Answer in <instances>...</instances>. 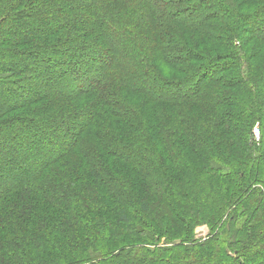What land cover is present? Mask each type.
I'll use <instances>...</instances> for the list:
<instances>
[{"label":"trees","instance_id":"obj_1","mask_svg":"<svg viewBox=\"0 0 264 264\" xmlns=\"http://www.w3.org/2000/svg\"><path fill=\"white\" fill-rule=\"evenodd\" d=\"M254 19L264 26V0H0V57L12 46L21 63L35 65L15 70L2 60L0 79L31 75L42 87L15 94L14 104L1 100L0 117L26 113L2 117L0 135L19 140L27 132L14 131L27 124L47 145L59 144L46 156L42 140L0 149V259L7 247L32 255L39 246L29 264H264V248L261 261L249 259L264 243V148L255 155L264 135V33L253 28L251 42L244 37ZM24 20L44 30L6 33ZM94 45L106 61L88 60ZM68 46L79 55L59 53ZM59 55L72 58L71 69L37 70L59 68L50 61ZM211 65L221 71L209 76ZM16 79L6 82L10 94ZM137 131L155 151L163 147V161L128 150L126 137ZM234 138L249 163L213 155L209 170L208 156L194 161L193 144L204 143L210 155L233 152ZM21 152L41 156L27 174L16 162ZM228 204L239 213L225 223L243 214L247 225L223 224L214 242L195 241V229L207 225L212 233Z\"/></svg>","mask_w":264,"mask_h":264},{"label":"rangeland","instance_id":"obj_2","mask_svg":"<svg viewBox=\"0 0 264 264\" xmlns=\"http://www.w3.org/2000/svg\"><path fill=\"white\" fill-rule=\"evenodd\" d=\"M243 8V11H246L247 10V8L246 9H244V7H242ZM250 10L251 9H249V10H247L248 12H250ZM244 13H246V12H244ZM80 14V13H79ZM78 16V15H77ZM264 26H263V24H261V22H260V20L259 19H254V25H246L244 28L246 29L245 31L246 32H248V33H246L245 34V38H246V40L248 39V40H250V42H251V35H250V31L253 29V28H257L258 29V31L260 32V34L261 33H264L263 32V30H264V28H263ZM44 30L43 28H41V25L38 23L37 25H35V24H32V22L31 21H29V20H24L23 22H22V24H20L18 27H14L13 25H11V24H9L8 25V27H7V34L8 35H11V34H13V33H16L15 31H17L19 34H23V32L25 31V30H29V31H33V32H36L37 30ZM182 29L180 30V32H179V34L180 33H182ZM184 32V31H183ZM182 34H185V33H182ZM180 37H181V35H179ZM137 38H139V36L137 37ZM182 39V38H181ZM213 44H217V42H214ZM9 53H5V54H3L2 55V57H0V62L3 60L4 61V63H5V65H7V64H9V66H11L12 68H14L15 69V67L16 68H18V69H20V68H22V67H24L25 66V68L26 69H32V70H34L35 69V65L34 64H28V63H21L19 60H18V57H17V55H14L15 53L13 52V50H15V49H13V47L12 46H10L9 47ZM181 50V49H180ZM75 51H77L76 49H75V47H67L66 48V50L65 51H62V52H60L59 51V53H68L69 55L70 54H73L74 56H77V55H79V53H77V52H75ZM184 52V50L182 49L181 50V53H183ZM96 54H98V55H100L99 57H96ZM96 58H98V59H100L101 61L100 62H104V61H106L107 59H108V57H107V55H106V53H105V51L104 50H102V49H100L99 47H96L95 45H94V47L92 46V47H90V55L88 56V60H91V61H94V63L93 64H98V62H97V60H96ZM50 61H55L53 64L54 65H56V63H58V65H59V68H56V67H53L51 70L48 68V67H45V69L43 70V68L41 67V66H38V69L37 70H40V71H43V72H48L49 73V71H50V73L51 74H56L57 73V71H61V70H63V69H71V67H69V63L72 61V58H71V60L69 59V58H63L62 57V55H59V56H56V57H52V59H50ZM10 63L11 64H13V65H10ZM16 63V64H15ZM1 64V63H0ZM166 67V66H165ZM210 68V69H209ZM208 69H209V71L207 72V74H209V76H210V74H217V73H219L220 71H221V69H219V68H217L216 66H210ZM15 70H17V69H15ZM167 70H170V66H168V68L166 69V71ZM177 71V70H176ZM77 77H78V73L77 74H75ZM187 74H184V73H181L180 75L176 72L174 75H172V77L173 76H176V78H179V79H181V78H184V76H186ZM53 76V75H52ZM82 76V75H81ZM14 78H19V81H18V84H16V85H14V92L13 93H9L8 91H7V89H8V87L7 86H10L9 84H6V82H9L10 80H13ZM16 79V80H17ZM198 81V78H196L194 81H189V85L187 86V89H189L190 87H192L193 86V84H196V82ZM15 84V83H14ZM74 84H75V86H78L79 84H80V82L79 81H76V80H74ZM38 85V86H37ZM29 87H36V89H38V90H40L42 87H41V85L40 84H35L34 83V81H33V77L30 75V76H27V75H24V76H20L18 73H13L12 75H10L9 77H7L6 79H4L3 81L0 79V102H1V100H3V99H6V98H10L11 100H10V103H12V104H14L15 103V101H17V100H15V99H17L16 98V95L15 94H17V96H22V95H24V91L25 90H28V88ZM73 87H74V85H73ZM183 88V87H182ZM9 90V89H8ZM258 92L259 93H261L262 91L261 90H258ZM263 95H264V87H263ZM27 102H28V100H27ZM27 105H25V107H26ZM24 107V108H25ZM26 113V112H25ZM25 113H22V114H16V113H13V114H9L8 112H5V114H3V115H1L2 117H4L5 116V118L7 119V118H11V116H16V117H21V116H24V114ZM28 113H32V112H28ZM2 117H0V119L2 118ZM259 125V126H258ZM25 126V128H23V130L22 129H18V128H16V130L14 131V132H16V133H22V132H27L26 133V137H24L25 136V134H24V136H23V134L21 135H19V140H17V138L16 139H14L13 140V138L11 137V135L9 136V133H2L3 135H0V149L2 148V147H6V146H8V145H10V144H12V142L13 143H18L19 141V144H24L26 141H28L30 144H31V146H35V142H37V141H41L42 140V142H44V144L41 146V148H40V151L42 152V154H44L45 156H46V151H48V150H50V153L52 154V155H54V153H55V151L57 150L56 148H57V146H59V144H57L56 146H52V145H47V141H49V140H45V139H43V138H41V135H39V132H37L35 129H29V127L27 126V124L26 125H24ZM259 127H261V123L259 122V121H256V124H254V127L251 129V131H253L254 130V128H256L257 129V131L258 132H260V129H259ZM12 129H14V128H11L10 129V127H6L4 130H5V132L6 131H10V130H12ZM27 129V130H26ZM22 131V132H21ZM140 131L142 132V128H140ZM132 132V130H130L129 132H127L128 133V136H129V134ZM264 132V131H263ZM11 138V140H8V136ZM145 137H147L146 136V134L144 135ZM51 137V136H50ZM50 137L48 138V139H50ZM128 140H130V141H132L133 143L131 144V145H128V147H129V149L128 150H131V151H134V154L136 153L137 155H138V157H140V158H143V159H145V158H147V159H152L154 162L156 161V162H159L160 160H159V158L161 159V161H163L164 160V156H165V154H164V149H163V147H157L156 148V151L151 147V145H150V143L148 144V138H146L145 140H142V136H141V134L137 131V134H132L131 135V137H126ZM229 138V137H228ZM227 139V138H226ZM50 140H53V139H50ZM128 140H127V143H128ZM260 140H261V132H260V135H259V140L258 141H253V144L255 145H257V144H259L260 143ZM57 141V140H56ZM59 141V140H58ZM205 142V141H204ZM125 143H126V141H125ZM239 143V140L237 139V138H234V140L232 139V141H231V144L228 142L227 143V145L230 147V146H232L233 148L232 149H234L233 150V152H232V150H231V148H228V150L227 149H225L224 148V150L226 151L227 150V152H220V149L219 148H217V147H215V148H217V149H219V150H217V151H213L212 152V154L210 155L209 154V152H208V150H207V148L206 147H204V143H201L200 144V146L198 145V146H195L194 144H193V148H194V161H197L198 159H200V160H203V156L204 155H206V156H208V158H209V161H210V158L214 155V158H217V157H219L220 155H226V156H224V158H234V159H240L241 157L244 159V160H246L247 162L246 163H249L250 161H249V159H246L247 158V151H246V149H241L240 150V145L238 144ZM21 145H19V146H21ZM226 145V146H227ZM227 146V147H228ZM259 146H260V148H259V153H257V154H255L256 155V157L257 158H261L262 157V153H261V151H262V149L264 148V135H262V142H261V144H259ZM47 147H49V148H47ZM237 150H236V149ZM241 148H245V147H242L241 146ZM229 150H231V151H229ZM40 152V153H41ZM157 152V153H156ZM174 150L173 149H170V148H166L165 149V153H166V157H169L170 158V156H173L174 157V159L175 160H177V156H175L174 155ZM25 153H27V152H21V155H19L20 157H18L17 159H16V162H19V166H21L23 169H25V173L27 174L28 172H30L31 171V169H33L32 167H33V164L37 161L38 162V159H39V157H41L40 155L38 156H35L36 158H34V156H32V158H28L27 156V154H25ZM31 153V151H29L28 150V154H30ZM223 153H226V154H223ZM3 154V153H2ZM5 154V153H4ZM12 153H9V155H11ZM51 154H49V156H47V157H51L52 155ZM135 154V155H136ZM158 155V156H157ZM260 155V156H259ZM163 156V157H162ZM244 157H246V158H244ZM45 158V157H44ZM214 158H213V160L212 161H210L209 162V164H210V167H209V170H212L213 168H212V166L215 164V162H214ZM255 158V157H254ZM262 162V161H261ZM142 164H147L145 161H143V163ZM240 164V163H239ZM148 165V164H147ZM262 165V164H261ZM263 165H264V161H263ZM241 167H243V166H241ZM241 167H240V165H239V168H238V170L239 169H241ZM223 172H225L226 173V171L223 169ZM239 172V171H238ZM201 198V197H200ZM199 199V198H198ZM206 202L208 203V201L206 200ZM204 203V204H207V203ZM229 206H230V208H228L227 209V211H226V214L224 215V216H222V220L219 222V223H216L215 222V225L214 226H216L215 227V229L212 231V233H213V235H212V237L210 238V239H208L210 236H211V231H210V229H209V227H207V225H200V227L199 228H196L195 229V231H194V234H195V241H197V242H202V243H206V244H210V243H212V242H214V237L215 236H220V228H221V226L223 225V224H226L227 226H226V228L227 227H229V228H227V230H231L232 228L233 229H238V227L240 226V227H243V225H245V223H246V225H247V222H246V218L243 216V214H240L241 215V217H239L240 218V221H237V219L235 220V222L234 223H232L231 221H229V222H227V223H225L226 222V217H227V214L230 212V213H234L235 214V212H237L236 214H238L239 212L237 211V209H236V207L235 206H232V204H228ZM212 208H213V206L211 205V210H212ZM152 210L154 211L153 213H154V215L156 216H162V210L159 208V207H157V206H153V208H152ZM156 216V217H157ZM261 225V224H260ZM262 226H263V228H264V223L262 224ZM241 229V228H240ZM115 230H116V233L120 230H117L116 228H115ZM25 232V231H24ZM125 233H123V235H124ZM2 237L3 236H1L0 237V240L2 239ZM130 240V239H129ZM128 240V242H130ZM165 241V239H162L161 240V242H164ZM1 242V241H0ZM1 244H2V242L0 243V247H1ZM5 247H7L6 245H5V243L3 244ZM38 247L39 246H31V253L30 254H32V255H29L28 253H25V252H28L29 250H30V248H28V247H23V248H19V249H11V248H9V247H7V248H5V250L7 251V253H6V251L4 252V253H2V255H4V257H2L1 259H0V264H29L28 262H30L31 263V261L32 262H35V260H36V258H35V255H36V251L35 250H37L38 249ZM264 248V243L262 244V246L261 247H259L258 249H253V251H252V255H250L249 254V259H251V260H255V261H261V257H259L257 254H258V252L259 251H261V249H263ZM51 249H53V247H51ZM50 249V247L49 248H45V250H44V252H46V251H50L51 250ZM9 250H11L12 252H13V254H19L20 255V259L17 261H14L13 259H11L9 256L7 257V255L6 254H8V251ZM40 250V249H39ZM0 251H1V248H0ZM43 252V253H44ZM24 253H25V255H24ZM24 255V256H23ZM43 256H44V254H43ZM39 258H41V256L39 255L38 256ZM24 259H26V262H25V260ZM28 259V260H27Z\"/></svg>","mask_w":264,"mask_h":264},{"label":"built area","instance_id":"obj_3","mask_svg":"<svg viewBox=\"0 0 264 264\" xmlns=\"http://www.w3.org/2000/svg\"><path fill=\"white\" fill-rule=\"evenodd\" d=\"M252 132V140L255 142V141H258L259 140V135H260V132L257 131L256 128H254Z\"/></svg>","mask_w":264,"mask_h":264}]
</instances>
